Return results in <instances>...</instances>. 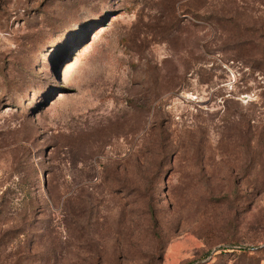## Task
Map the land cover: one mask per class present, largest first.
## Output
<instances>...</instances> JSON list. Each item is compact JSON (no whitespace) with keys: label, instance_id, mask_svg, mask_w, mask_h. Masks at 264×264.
<instances>
[{"label":"rangeland","instance_id":"374dc122","mask_svg":"<svg viewBox=\"0 0 264 264\" xmlns=\"http://www.w3.org/2000/svg\"><path fill=\"white\" fill-rule=\"evenodd\" d=\"M0 264H264V0H0Z\"/></svg>","mask_w":264,"mask_h":264}]
</instances>
